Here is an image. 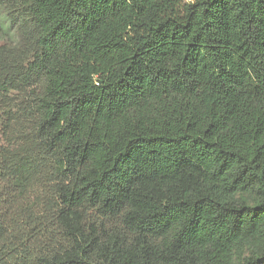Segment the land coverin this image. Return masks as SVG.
I'll return each mask as SVG.
<instances>
[{"label":"trees","instance_id":"1","mask_svg":"<svg viewBox=\"0 0 264 264\" xmlns=\"http://www.w3.org/2000/svg\"><path fill=\"white\" fill-rule=\"evenodd\" d=\"M0 16V264H264V0Z\"/></svg>","mask_w":264,"mask_h":264},{"label":"rangeland","instance_id":"2","mask_svg":"<svg viewBox=\"0 0 264 264\" xmlns=\"http://www.w3.org/2000/svg\"><path fill=\"white\" fill-rule=\"evenodd\" d=\"M0 27L6 32V34L0 32V46L13 43L15 26L0 16Z\"/></svg>","mask_w":264,"mask_h":264}]
</instances>
